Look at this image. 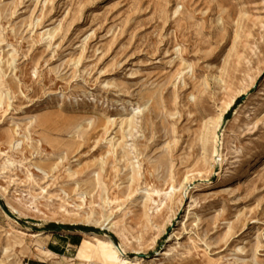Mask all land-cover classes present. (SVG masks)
Masks as SVG:
<instances>
[{"label":"rangeland","instance_id":"374dc122","mask_svg":"<svg viewBox=\"0 0 264 264\" xmlns=\"http://www.w3.org/2000/svg\"><path fill=\"white\" fill-rule=\"evenodd\" d=\"M91 234L264 264V0H0V264H104Z\"/></svg>","mask_w":264,"mask_h":264},{"label":"bare ground","instance_id":"6f19581e","mask_svg":"<svg viewBox=\"0 0 264 264\" xmlns=\"http://www.w3.org/2000/svg\"><path fill=\"white\" fill-rule=\"evenodd\" d=\"M233 102L234 101H232L231 103L228 104L227 109H230L231 108ZM220 118H222V115L220 116ZM210 124H211L212 127H208L207 125L206 126H207V128H209L208 131L211 132L212 134H214V131H215L216 127H217L216 126V122H215V124L212 123V122H210ZM9 139H11V138H9ZM204 143L206 145H208V146L211 144L209 139H206L204 141ZM6 144H9V143H6ZM16 145H18V144H16ZM19 145H20V143H19ZM220 150H222V139H221V136L216 135L215 136V141H214V155L216 154L217 162L215 161V164H216L217 167H220V169H223V161H224V159L222 158V155H221V151ZM218 164H220V166ZM189 185L190 184H188V179H185V183L183 184V187H182L185 196H189L190 195V189H191V187ZM191 198H192L191 201H193L194 198L193 197H191ZM108 226H109V224L107 225V227ZM20 234H22V236H24V237H36V235H30V234H28L26 232H21ZM88 237L90 238L89 241H85L82 244L81 248H80V258H84L85 255H86L85 252L86 251H89V250H92L94 248V249H97V251L99 252V255L103 259L104 264H130L128 262V259L126 258L127 257L126 256L127 255L126 252L123 251L121 248L117 247L112 241H106V240L102 239L100 236L94 235V234L88 235Z\"/></svg>","mask_w":264,"mask_h":264},{"label":"trees","instance_id":"16d2710c","mask_svg":"<svg viewBox=\"0 0 264 264\" xmlns=\"http://www.w3.org/2000/svg\"><path fill=\"white\" fill-rule=\"evenodd\" d=\"M81 230L82 231H91V230H89V229H87V228H81ZM72 242L73 243H77V245L80 243V239H78V241L76 242V239H73L72 240ZM79 242V243H78ZM54 249V248H53ZM53 251H55V250H53ZM56 252V251H55ZM29 264H35V263H29Z\"/></svg>","mask_w":264,"mask_h":264}]
</instances>
